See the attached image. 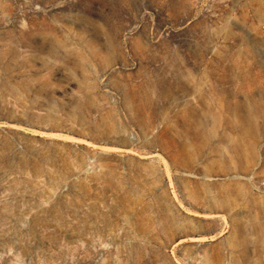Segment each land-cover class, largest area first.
Returning a JSON list of instances; mask_svg holds the SVG:
<instances>
[{
  "label": "rangeland",
  "instance_id": "obj_1",
  "mask_svg": "<svg viewBox=\"0 0 264 264\" xmlns=\"http://www.w3.org/2000/svg\"><path fill=\"white\" fill-rule=\"evenodd\" d=\"M0 264H264V0H0Z\"/></svg>",
  "mask_w": 264,
  "mask_h": 264
}]
</instances>
